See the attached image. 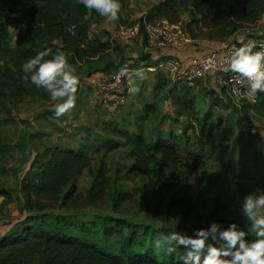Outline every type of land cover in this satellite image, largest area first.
<instances>
[{
	"label": "rangeland",
	"instance_id": "obj_1",
	"mask_svg": "<svg viewBox=\"0 0 264 264\" xmlns=\"http://www.w3.org/2000/svg\"><path fill=\"white\" fill-rule=\"evenodd\" d=\"M161 1L120 0V18L113 23L92 12L88 14L90 39L107 42L110 49L96 59L73 65L80 80L76 105L64 116L56 117L55 102L42 100L33 88L12 87L15 78L13 52L19 45L21 31L28 30L27 25L20 23V14L29 3L0 0V30H6V39L0 47V188L12 192L10 199L0 197V239L21 232L28 218L36 215L27 209L22 184L32 177V163L36 157L56 147L84 152L92 158L91 168L68 185L64 193L75 185L78 193L86 196L96 171L105 162L109 168L110 200L121 194H129L133 199L119 211H115L112 201L99 209L49 211L67 217L74 236L87 241L100 239L101 244L105 243L98 229L100 218L108 217L173 232H178L179 227L196 231L207 229L213 222L225 229L236 223L248 232V236L253 234L249 232L250 225L240 205L249 193L264 195V104L248 96L235 99L207 78L193 88L196 114L179 117L173 104L178 90L176 85L166 73L149 69L157 62L151 52L159 48L150 46L149 42L145 45L142 35L132 41L121 39V27L139 24ZM173 7L167 17L157 20L177 25L184 33L188 28L196 30L193 23L202 17L193 0H175ZM248 29L264 37V17L226 40L211 42L235 43ZM186 34L189 37V33ZM205 41L193 40L202 48ZM204 47L203 52L216 49V46ZM129 62L133 63L128 66L132 71L128 102L118 109L101 105L98 82L110 71L122 69ZM139 70H143L144 78L138 74ZM158 72L167 79V86L155 90ZM137 87L138 92L134 91ZM215 100L220 101L218 107L213 104ZM148 105L162 108L163 114L173 119L160 121L156 116L146 117L144 110ZM116 126L130 133L132 138L141 126L151 144L160 138H174L181 159L171 166H155L145 176L137 175L131 171L133 144H126L122 139V145L116 149L103 145L107 139L118 140L112 130ZM203 126L207 128L209 144L201 151ZM194 155L201 156L196 169L186 161ZM47 220L48 230L61 226L54 218ZM121 243L119 238L111 240L113 252L120 253Z\"/></svg>",
	"mask_w": 264,
	"mask_h": 264
},
{
	"label": "trees",
	"instance_id": "obj_2",
	"mask_svg": "<svg viewBox=\"0 0 264 264\" xmlns=\"http://www.w3.org/2000/svg\"><path fill=\"white\" fill-rule=\"evenodd\" d=\"M26 1L29 5L22 9L20 23L27 25L28 30L21 31L19 45L13 52L15 78L12 87L19 90L24 87L33 88L42 100L50 102V96L44 89L37 88L30 81L25 82L22 79L24 75L22 65L27 60L40 51L50 48L53 55L58 50L65 52L69 64L77 66L103 55L109 51L110 45L98 38L90 39L87 16L90 12L100 15L95 10H88L77 0ZM174 1H161L155 6L154 12L149 13L139 22L145 45L148 44L146 24L167 17V13L174 8ZM193 5L197 7L202 17L201 22L195 20L193 25L197 27L196 30L188 28L185 31L194 41L226 40L242 29L256 25L264 17V0H193ZM5 33L6 30H0V47L6 39ZM59 41L61 44H57ZM50 58L51 55L45 57V59ZM161 61L158 60L152 67H158ZM117 71H110L109 75ZM156 79L155 90L167 86V79L163 77L162 72L157 73ZM175 85L178 89L173 98L176 114L179 117L195 115L194 87ZM256 99L264 104V92L257 93ZM213 104L218 107L220 101L215 100ZM144 111L148 118L156 116L157 120L161 119L160 121L173 119V116L163 114V109L157 106L148 105ZM112 130L118 140L107 139L103 145L116 149L122 145V139L126 144H133L134 164L131 171L137 175L145 176L155 166H171L181 159L174 138H160L151 144L146 139L141 126L138 127L134 138L117 126ZM201 135L204 137V143L200 145L203 151L209 144L205 126L201 129ZM186 161L196 169L201 162V156L194 155L186 158ZM91 166L92 158L89 155L72 149L49 148L36 157L32 163L34 170L32 177L22 184V191L27 198V209L36 215L28 218V223L23 225L21 232L0 239V264H183L182 257L187 248L177 247L172 254L163 251L157 253L154 249L155 240L173 230L155 229L113 217L100 218L98 231L104 236L102 241H105L101 244L100 239L87 241L72 235L71 224H68L67 217L50 214L49 211L56 209L104 208L109 206L111 201L115 211H119L124 204L133 200L129 194H121L110 200L109 168L105 162H102L96 171L86 196L78 193L75 185L64 193V189ZM0 197L10 199L12 192L0 188ZM143 206L148 207L147 204ZM49 218L58 220L61 226L52 231L46 229ZM195 231L194 228H178V232L186 236H192ZM113 238H119L122 242L120 253L113 252L111 244ZM246 239L252 242L256 237L252 234ZM207 243L219 247L224 242L209 238Z\"/></svg>",
	"mask_w": 264,
	"mask_h": 264
},
{
	"label": "clouds",
	"instance_id": "obj_3",
	"mask_svg": "<svg viewBox=\"0 0 264 264\" xmlns=\"http://www.w3.org/2000/svg\"><path fill=\"white\" fill-rule=\"evenodd\" d=\"M88 10H95L108 23L119 20L120 0H77ZM253 43L237 48L229 60V69L237 74L234 82H247L246 95L254 99L257 93L264 92V51H253ZM52 56L50 59L45 57ZM24 73L22 79L30 81L37 88L44 89L55 102L56 117H61L72 110L76 105L79 88V76L73 65L69 64L67 54L57 51L54 55L50 48L40 51L22 65ZM122 69L119 76H124ZM138 74L143 77V70ZM134 91H139L135 88ZM243 215L249 222V232L256 239L248 242V232L231 223L222 229L221 225L213 222L207 229H199L195 236H186L180 232H171L161 235L154 242V249L172 254L177 247L188 250L182 257L183 264H264V195L249 193L241 203ZM211 238L214 241H223L221 246L208 244ZM230 257V258H229Z\"/></svg>",
	"mask_w": 264,
	"mask_h": 264
},
{
	"label": "built area",
	"instance_id": "obj_4",
	"mask_svg": "<svg viewBox=\"0 0 264 264\" xmlns=\"http://www.w3.org/2000/svg\"><path fill=\"white\" fill-rule=\"evenodd\" d=\"M140 35V24L121 27L122 41H132ZM146 37L150 46L164 50L178 47L191 40L179 26L165 20L146 24ZM248 43L255 45L253 51H264L262 34L256 36L253 30L248 29L240 35L235 43H224L203 56L191 58L187 63L182 62L178 57L168 55L162 59L158 67L150 70L159 69L166 73L174 84L190 87L196 86L202 80L211 78L223 87L230 96L235 99H242L247 97V82L243 84L234 82L233 77L237 74L230 71L229 60L237 48ZM132 63L129 62L122 68L126 70L124 76H119L122 70L120 69L112 75L102 77L98 82L97 88L101 104L115 109L126 105L131 92L130 73H132L128 66Z\"/></svg>",
	"mask_w": 264,
	"mask_h": 264
},
{
	"label": "crops",
	"instance_id": "obj_5",
	"mask_svg": "<svg viewBox=\"0 0 264 264\" xmlns=\"http://www.w3.org/2000/svg\"><path fill=\"white\" fill-rule=\"evenodd\" d=\"M195 43H198V42H193V40H190L189 42L184 43L175 48L166 49V50L161 49V48H159L158 50L155 49L153 50L155 52H151V54L153 55V58L155 61H158L161 58L167 57L168 55H173L175 57H178L182 62L187 63L193 57L203 56L207 54L208 52L212 51V50L207 49L205 52H203V50L205 49L204 46L211 47V48L216 46V49H217L226 42L219 44L217 42L205 41L203 42L204 43L203 48L195 45ZM153 68H156V67H152L149 69H153Z\"/></svg>",
	"mask_w": 264,
	"mask_h": 264
}]
</instances>
